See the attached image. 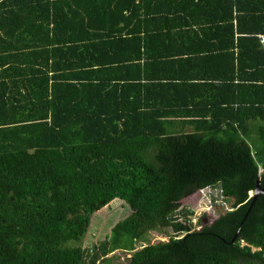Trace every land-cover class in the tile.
Returning a JSON list of instances; mask_svg holds the SVG:
<instances>
[{"label":"trees","instance_id":"obj_1","mask_svg":"<svg viewBox=\"0 0 264 264\" xmlns=\"http://www.w3.org/2000/svg\"><path fill=\"white\" fill-rule=\"evenodd\" d=\"M260 35L264 0H0V264H264Z\"/></svg>","mask_w":264,"mask_h":264},{"label":"rangeland","instance_id":"obj_2","mask_svg":"<svg viewBox=\"0 0 264 264\" xmlns=\"http://www.w3.org/2000/svg\"><path fill=\"white\" fill-rule=\"evenodd\" d=\"M212 198H215L217 200L218 204H222L223 202L220 194L218 191H215L213 189H204L201 191H198L197 193L193 194L192 196H189L188 198H185L182 200V207L189 208L192 211H194L195 216L193 219V223L195 226H197L198 219L202 217L204 214H206V222H212L218 215L220 214L219 211L213 207L212 205ZM116 204V202H115ZM118 204V202H117ZM226 209V206H224ZM222 211H225L222 209ZM129 211L124 209L123 207H118L113 211H108L106 213H102L101 217L99 214L94 215V223L98 221V219L101 221V228L99 230V234L96 238H94V243L96 244L100 236H104V234L110 230V226L116 223L118 220H120L123 216L126 215ZM157 234H152L151 236L153 239H159ZM116 255L122 256L120 261H124V256L117 252ZM118 264V262H116Z\"/></svg>","mask_w":264,"mask_h":264},{"label":"water","instance_id":"obj_3","mask_svg":"<svg viewBox=\"0 0 264 264\" xmlns=\"http://www.w3.org/2000/svg\"><path fill=\"white\" fill-rule=\"evenodd\" d=\"M264 194V189L260 186V179L257 182L256 190L252 193L251 196L257 198L259 195Z\"/></svg>","mask_w":264,"mask_h":264},{"label":"built area","instance_id":"obj_4","mask_svg":"<svg viewBox=\"0 0 264 264\" xmlns=\"http://www.w3.org/2000/svg\"><path fill=\"white\" fill-rule=\"evenodd\" d=\"M259 37H260V41L264 49V35H260Z\"/></svg>","mask_w":264,"mask_h":264},{"label":"clouds","instance_id":"obj_5","mask_svg":"<svg viewBox=\"0 0 264 264\" xmlns=\"http://www.w3.org/2000/svg\"><path fill=\"white\" fill-rule=\"evenodd\" d=\"M252 193H253V192H251V195H252ZM251 197H253V196H251Z\"/></svg>","mask_w":264,"mask_h":264}]
</instances>
